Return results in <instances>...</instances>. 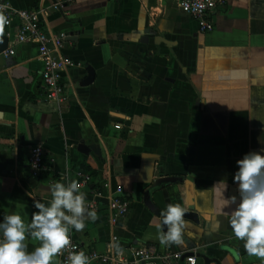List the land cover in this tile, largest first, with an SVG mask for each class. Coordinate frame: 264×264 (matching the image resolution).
Returning <instances> with one entry per match:
<instances>
[{
	"label": "crops",
	"instance_id": "obj_1",
	"mask_svg": "<svg viewBox=\"0 0 264 264\" xmlns=\"http://www.w3.org/2000/svg\"><path fill=\"white\" fill-rule=\"evenodd\" d=\"M56 1L7 0L46 12L42 30L66 35L69 66L57 109L42 102L35 45L0 55V219L20 214L30 223L50 186L80 172L92 178L86 206H98L95 222L70 232L85 249L104 254L117 237L114 249L126 255L150 244L195 264H262L234 238L217 182L235 195L236 161L264 146V0H228L206 34L175 0H61L54 11ZM16 24L0 27L9 42ZM36 145L49 171L33 178L27 160ZM116 197L130 208L111 224ZM177 203L196 221L185 219L184 246L165 247L150 222ZM25 243L29 252L39 246Z\"/></svg>",
	"mask_w": 264,
	"mask_h": 264
},
{
	"label": "clouds",
	"instance_id": "obj_2",
	"mask_svg": "<svg viewBox=\"0 0 264 264\" xmlns=\"http://www.w3.org/2000/svg\"><path fill=\"white\" fill-rule=\"evenodd\" d=\"M8 23V18L0 15V27ZM259 143L264 145V141ZM236 167L232 177L235 195L226 196L227 182H217L222 187V211L234 238L243 242L249 256L264 264V146L244 154ZM50 192L47 204L34 203L38 211L31 215L30 223L26 224L20 214L0 219V264H52L61 249L70 244L72 230L83 231L86 220L96 221L97 213L86 206V194L76 181L56 182ZM185 213L181 204H169L153 218L150 223L157 229L161 245L184 246ZM26 237L39 242V246L29 252ZM69 260L70 264H89L83 251L71 254Z\"/></svg>",
	"mask_w": 264,
	"mask_h": 264
},
{
	"label": "built area",
	"instance_id": "obj_3",
	"mask_svg": "<svg viewBox=\"0 0 264 264\" xmlns=\"http://www.w3.org/2000/svg\"><path fill=\"white\" fill-rule=\"evenodd\" d=\"M70 2L71 0H66ZM177 7L182 13L189 16L198 25V30L202 34L213 31L214 15L216 12L226 8L228 0H175ZM54 11L64 9V3L57 0L51 7ZM0 15L8 18L9 23L4 25L10 28L14 22L17 24L16 33L11 35L7 33L8 46L0 55L5 58L14 56V47L17 45L32 44L38 51L39 59L43 64L41 73L42 81V102L49 106H55L57 109L66 102V92L62 84V74L69 66V62L63 58L61 51L66 41L64 34H51L42 30L41 17L46 15L44 11H25L14 10L10 7L7 0H0ZM28 170L31 177L37 178L49 171L45 160V152L41 145L31 148L28 160ZM65 183L76 181L80 185V191L88 189L92 184V178L83 173H76L74 178L63 179ZM117 194L121 190L117 189ZM92 211H97V204L89 205ZM130 204L123 197L114 198L108 209L111 213L109 222L116 223L124 219L129 212ZM70 244L61 249L55 256L59 264H70L69 257L73 253L83 251L89 257V264H195L194 257L185 253H161L156 246L150 244L138 245L128 250V255L122 251L114 249V243L117 237H112L110 243L106 246L104 254H99L93 250L85 249L73 235L69 234Z\"/></svg>",
	"mask_w": 264,
	"mask_h": 264
},
{
	"label": "water",
	"instance_id": "obj_4",
	"mask_svg": "<svg viewBox=\"0 0 264 264\" xmlns=\"http://www.w3.org/2000/svg\"><path fill=\"white\" fill-rule=\"evenodd\" d=\"M8 39L3 34H0V54L7 49ZM185 219L196 221V216L192 213H185Z\"/></svg>",
	"mask_w": 264,
	"mask_h": 264
},
{
	"label": "trees",
	"instance_id": "obj_5",
	"mask_svg": "<svg viewBox=\"0 0 264 264\" xmlns=\"http://www.w3.org/2000/svg\"><path fill=\"white\" fill-rule=\"evenodd\" d=\"M81 171H83V172H85V173H88V174H90V175L93 176V174L91 173V171H90V169H89L88 167H82V168H81Z\"/></svg>",
	"mask_w": 264,
	"mask_h": 264
}]
</instances>
